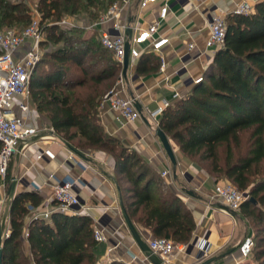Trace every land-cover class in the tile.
Masks as SVG:
<instances>
[{
  "label": "trees",
  "instance_id": "16d2710c",
  "mask_svg": "<svg viewBox=\"0 0 264 264\" xmlns=\"http://www.w3.org/2000/svg\"><path fill=\"white\" fill-rule=\"evenodd\" d=\"M31 1L0 0V31L26 29L34 17ZM118 1L124 0L37 1L41 27L47 20L49 24L43 27L47 37L41 46L46 47L31 78V103L65 144L103 151L114 159V180L132 222L156 238L187 244L196 221L186 202L102 125V104L123 77L124 65L103 45L97 28L87 35V27L60 24L81 15L98 21ZM226 22L225 45L203 80L164 110L159 126L187 160L199 162L216 182L228 180L248 195L237 213L256 222L251 259L264 264V0L250 14L230 13ZM146 57L140 60L139 74L157 68L146 66ZM246 132L250 143L244 147ZM6 181H11L8 173ZM42 204L37 191L11 199L10 234L2 241L4 264H96L93 218L61 213L49 220L33 218V210ZM28 217L31 256L23 249Z\"/></svg>",
  "mask_w": 264,
  "mask_h": 264
},
{
  "label": "crops",
  "instance_id": "0c3cea01",
  "mask_svg": "<svg viewBox=\"0 0 264 264\" xmlns=\"http://www.w3.org/2000/svg\"><path fill=\"white\" fill-rule=\"evenodd\" d=\"M140 1L130 0L121 11V19L130 26V33L133 35L136 26L145 27L158 18L161 6L156 3L142 8ZM242 1L244 0H171L168 16L159 27V34L168 37L169 44L156 53L149 46H141V56L134 61L130 59L127 78L123 76L125 86L122 95L136 98L142 117L122 126L116 121V113L108 102H103L100 110L105 131L117 137L124 146L135 150L154 171L161 175L168 172L167 176H162L166 184L182 197L194 215L196 229L193 237L183 250L175 253L171 264H202L209 259H214L211 264H253L251 257H243L239 250L242 242L252 236L246 218L240 213L234 214V211L214 197L217 183L214 177L187 160L168 137L177 165L171 162L157 134L159 122L152 121L147 112V108L156 109L165 101L173 104L191 93L195 80L204 76L217 52V49L206 47L211 15L222 13L227 16ZM247 1L255 9L263 0ZM110 27L111 23H107L100 30ZM91 29L95 27L92 26ZM191 43L195 44L193 50H189ZM144 57L147 58L146 66L157 65V68L139 74L138 65ZM162 61L165 62L164 70ZM176 94L178 95L175 96ZM29 123L38 129L37 135L30 140L27 148L18 150L14 155V163L11 161L7 171L11 175V181L7 182L0 175L2 218L9 207L13 179L16 180V194L39 192L43 204L38 209H44L53 200L52 185L71 175L81 180L75 192L89 208L87 215L93 218L94 227L104 230L108 237L107 243H98L96 246L100 264H145V257L149 255L138 246L123 215L122 196L114 180V159L103 151H83L85 158L75 153L71 157L72 151L68 145L57 136L50 121L34 107L29 113ZM45 151H50L52 155L44 154L38 158ZM52 173L55 177L49 179V174ZM9 218L8 215L5 229L10 228ZM29 222L28 217L24 228L23 249L31 256L27 235ZM133 224L145 242L149 243L155 238L150 229L134 222ZM109 247H114L110 256L107 254ZM205 249L206 255L200 256ZM134 256H137V260H134Z\"/></svg>",
  "mask_w": 264,
  "mask_h": 264
},
{
  "label": "built area",
  "instance_id": "2783aa9c",
  "mask_svg": "<svg viewBox=\"0 0 264 264\" xmlns=\"http://www.w3.org/2000/svg\"><path fill=\"white\" fill-rule=\"evenodd\" d=\"M130 0L115 2L101 18L92 24L100 33L103 45L113 51L118 62L124 65L126 45L130 43L129 57L131 60L138 59L142 54L141 46H149L152 52L161 51L169 44V38L159 34V27L164 21L170 9L171 0H141L140 6L146 8L150 4L159 3L158 18L145 27L136 26L134 35H129L128 26L121 19V11ZM254 7L249 1H242L235 14H250ZM34 17L31 24L23 31H18L13 27H5L0 31V175L7 176L8 167L18 150L28 147L30 140L37 135L38 129L29 123V113L33 106L31 103V78L35 67L42 56L41 43L43 32L41 30V15L38 10L33 9ZM73 18H65L60 24L66 28L75 26ZM111 23L110 28H100ZM210 35L206 42L208 49H220L226 42L227 22L226 16L222 13L211 15ZM89 28V27H87ZM195 44L189 45V50H193ZM165 69V62L162 61V70ZM203 77L196 79L198 83ZM125 86L122 77L116 87L106 96L104 102H108L111 109L116 113V121L125 126L134 123L142 117V113L137 108L135 97L124 96L122 91ZM176 94L175 96H177ZM170 105L165 101L163 105L156 109L147 108L149 118L154 122H159L164 110ZM50 151H45L38 156L41 158ZM73 157V152L72 156ZM168 172H163L165 177ZM55 175L49 174V179ZM81 182L79 178L71 175L64 177L52 185V202L44 209H34L33 218L50 219L53 214H85L89 208L84 205L75 192L77 185ZM214 197L221 201L231 211H240L242 204L248 195L240 191L232 182L221 180L215 184ZM2 213L0 211V227L2 225ZM6 226V225H5ZM95 228L94 237L98 243H107L108 237L104 230ZM10 228H4L3 237L9 236ZM29 234V231L27 235ZM153 255L160 258L161 264H171L177 251L185 248V244H179L167 238H153L148 243ZM255 243L252 236L247 237L239 247L243 257H251ZM204 243L201 244V248ZM114 247H109L107 254L113 252ZM206 249L202 256L206 255ZM137 260V256L133 257ZM145 264H157L150 256L145 257Z\"/></svg>",
  "mask_w": 264,
  "mask_h": 264
},
{
  "label": "water",
  "instance_id": "95a60500",
  "mask_svg": "<svg viewBox=\"0 0 264 264\" xmlns=\"http://www.w3.org/2000/svg\"><path fill=\"white\" fill-rule=\"evenodd\" d=\"M130 32L131 31L129 30L128 31L129 35H131ZM129 50H130V43L128 42L127 45H126V53H125V58H124V69H123V76L125 78H127V72H128V68H129V64H130ZM137 108L141 112L139 104H137ZM157 134H158L160 140L162 141V143L164 145V148H165V150H166L171 162L174 165H177V159H176L173 147H172V145L170 143V140H169L168 136L166 135V133L161 128L158 129ZM68 147L76 155L85 158V154L83 153V151L79 150L78 148H76V147H74L72 145H68ZM15 191H16V180L13 179V181L11 183V186H10V192H9V200L10 201L16 195ZM189 193H191V192H189ZM121 207H122L123 215L125 217V220H126V223L128 225V228L131 231V233H132L135 241L137 242L138 246L141 248L142 251L147 253L155 263L161 264L160 258L157 257L156 255H153L148 243L145 242L141 238V236H140L138 230L136 229L135 225L133 224V222H132V220H131V218H130V216H129V214H128V212H127V210H126V208H125V206L123 204V202L121 203ZM234 214H236V212ZM8 215H9V207L7 208L6 213L3 216L2 225L0 227V264H4V258H3L4 250H3V247H2V241H3V232H4V228H5V225H6V220H7ZM200 256H202V253H200ZM213 261H214V259H209V260L205 261L202 264H211Z\"/></svg>",
  "mask_w": 264,
  "mask_h": 264
},
{
  "label": "rangeland",
  "instance_id": "374dc122",
  "mask_svg": "<svg viewBox=\"0 0 264 264\" xmlns=\"http://www.w3.org/2000/svg\"><path fill=\"white\" fill-rule=\"evenodd\" d=\"M37 1L38 0H32L30 3H31V5H32V8L33 9H35L36 8V4H37ZM120 2H122V1H120ZM34 14V13H33ZM67 18H72V17H67ZM73 20H74V24H75V26L76 25H79V26H84V27H89V29H87L86 30V34L87 35H91L92 34V32H93V30L94 29H91L92 28V24L95 22V21H97V20H92L90 17H88L87 15H81L80 17H73ZM49 24V21L47 20V21H45L44 23H43V26L41 27V30H42V32H43V40L44 39H46V35H47V32L45 31H43V27H44V29H46V27H47V25ZM88 25H90V26H88ZM13 28H15V29H17L18 31H22L23 29L21 28V27H17V26H13ZM44 47H46V46H41V50H42V54H43V49H44ZM249 136H250V132H246V133H244L243 135H242V137H243V145H244V147H246V146H249L248 144L250 143L249 142ZM244 147H243V149H244ZM221 149H222V147H221ZM196 162V161H195ZM12 163H14V157H13V159H12ZM196 164V163H195ZM197 166H201V164L199 163V162H197V164H196ZM12 183V182H11ZM243 213V212H242ZM242 217H245L246 218V222L248 223V226L250 227V229H251V233H252V237H253V239H254V236H255V234H256V230H257V226H256V222L254 221V219L253 218H248L247 216H245L244 214L242 215ZM253 261V260H252ZM96 264H100V261H98L97 260V262H96ZM253 264H258L257 262H255V261H253Z\"/></svg>",
  "mask_w": 264,
  "mask_h": 264
}]
</instances>
